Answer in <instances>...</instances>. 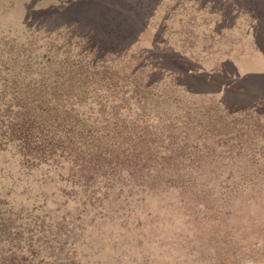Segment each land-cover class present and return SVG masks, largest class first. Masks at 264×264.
Returning <instances> with one entry per match:
<instances>
[{"label": "trees", "instance_id": "1", "mask_svg": "<svg viewBox=\"0 0 264 264\" xmlns=\"http://www.w3.org/2000/svg\"><path fill=\"white\" fill-rule=\"evenodd\" d=\"M21 1L0 0V9ZM155 26L161 54L139 38L58 36L25 44L7 74L0 66V264H99L100 248L126 257L139 242L138 205L160 190L184 205L183 264H246L240 250L220 247L238 240L231 200L261 196L264 208V155L261 171L219 172L222 142L246 146L230 130L246 115L166 56L197 63L218 50L205 35L200 45L163 19Z\"/></svg>", "mask_w": 264, "mask_h": 264}, {"label": "rangeland", "instance_id": "2", "mask_svg": "<svg viewBox=\"0 0 264 264\" xmlns=\"http://www.w3.org/2000/svg\"><path fill=\"white\" fill-rule=\"evenodd\" d=\"M7 11L0 9V66L8 63L5 74L13 65V55L25 44L29 46L34 41L41 45L48 37L75 40V37L90 35L91 39H98L96 36H103L120 45L139 38L143 46L161 54V44L151 36L152 32L159 31L154 27L159 19L166 21L177 38H180L179 33L184 35L187 31L191 42L200 44L203 35L207 36L208 44L218 50L214 51V59L218 61L206 60L203 56L194 63L171 51L166 56L170 54L175 66L189 70V80H199V90L209 94V98L231 105L237 114L246 115V125L242 121L230 128L231 132L242 135L246 146L238 147L232 140L222 142L218 150H222L220 162L224 169L219 172L261 171L264 0H22L9 14ZM145 24L152 26V32ZM63 25L69 27V34L56 30ZM259 118L262 121L258 123L255 119ZM175 194L160 190L143 200L137 207L138 219L135 217L131 224V229L135 224L139 226L132 234V240H139L133 243L139 246L124 253L126 257L121 256L118 248H114L116 253L100 248L99 264H183L190 249L185 246L191 239L184 205ZM231 201L229 217L235 223L233 228L238 240L221 246L220 254L240 250L238 255L244 256L246 264L259 263L264 260V228L258 223L264 218L261 196L249 202L243 197Z\"/></svg>", "mask_w": 264, "mask_h": 264}]
</instances>
